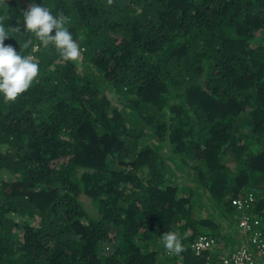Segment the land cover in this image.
<instances>
[{"label":"trees","instance_id":"1","mask_svg":"<svg viewBox=\"0 0 264 264\" xmlns=\"http://www.w3.org/2000/svg\"><path fill=\"white\" fill-rule=\"evenodd\" d=\"M33 4L66 18L77 61L23 31ZM0 26L39 65L0 98V264H204L200 240L264 242L232 231L264 223V0H0Z\"/></svg>","mask_w":264,"mask_h":264},{"label":"clouds","instance_id":"2","mask_svg":"<svg viewBox=\"0 0 264 264\" xmlns=\"http://www.w3.org/2000/svg\"><path fill=\"white\" fill-rule=\"evenodd\" d=\"M66 18L63 16H54L47 7L33 4L28 11L23 14V31L33 34L39 41L40 45L48 47L52 45L57 49L65 61H77L80 57V49L77 42L73 39L72 33L65 27ZM15 31H21V28H16ZM54 33V34H53ZM12 38L9 30L0 26V98L5 102H15L18 97L25 93L33 84L34 80L39 74V65L33 61L29 56H22L11 45H5V41ZM252 197H250V200ZM242 208H247L243 200ZM237 201V202H238ZM236 202V203H237ZM251 202V201H250ZM252 203V202H251ZM237 205V204H236ZM241 208V209H242ZM239 209V205H237ZM243 218H239L238 228H241ZM255 221H258L254 219ZM259 226L255 227L256 230L262 227L264 231V223L260 220ZM164 247L169 252L181 253L184 249L180 238L174 232H167L162 237ZM199 242V241H198ZM192 245L196 255V245ZM239 249L222 257L219 247L213 249L203 250L199 256L203 255L204 251H208L206 256L207 261L205 264H222L226 259L230 258L234 253L238 252L243 247L249 250L256 257L258 262L264 264V249L260 246L250 247L249 242L236 241ZM241 245V246H240Z\"/></svg>","mask_w":264,"mask_h":264},{"label":"built area","instance_id":"3","mask_svg":"<svg viewBox=\"0 0 264 264\" xmlns=\"http://www.w3.org/2000/svg\"><path fill=\"white\" fill-rule=\"evenodd\" d=\"M239 205V209L242 208V202L238 201L236 203ZM259 226V222L252 220L248 217H243L242 223H241V228L246 231H252L255 227ZM262 236V232L254 230V233L252 234V237L258 241L259 237ZM254 240V241H255ZM262 240V238H261ZM264 249V242L261 241V244L259 245ZM211 248L210 243H208L206 240H200L197 245H196V251L197 254L199 255L203 250ZM213 264V263H209ZM222 264H262L258 262L256 257L253 255V253L249 250V248L243 247L240 249L238 252L234 253L230 258L226 259Z\"/></svg>","mask_w":264,"mask_h":264},{"label":"crops","instance_id":"4","mask_svg":"<svg viewBox=\"0 0 264 264\" xmlns=\"http://www.w3.org/2000/svg\"><path fill=\"white\" fill-rule=\"evenodd\" d=\"M239 239H237L236 241H238ZM246 240V239H245ZM241 242L245 243L244 240L241 239ZM241 246V245H240ZM220 251L222 252L221 255L222 257H226L228 254H231L233 251L239 249L235 243L233 242H230V244H226V245H221V247L219 248ZM207 261L204 262V264L206 263Z\"/></svg>","mask_w":264,"mask_h":264},{"label":"rangeland","instance_id":"5","mask_svg":"<svg viewBox=\"0 0 264 264\" xmlns=\"http://www.w3.org/2000/svg\"><path fill=\"white\" fill-rule=\"evenodd\" d=\"M36 49H37V48H35V51H36ZM232 225H233V226H232V228H233L232 231H233V233H234L233 235H235V234L238 233V231H239V229H238V224H237V222L235 221L234 223H232Z\"/></svg>","mask_w":264,"mask_h":264}]
</instances>
